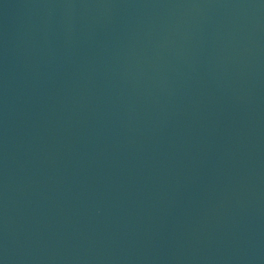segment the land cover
Returning <instances> with one entry per match:
<instances>
[{
	"label": "water",
	"instance_id": "water-1",
	"mask_svg": "<svg viewBox=\"0 0 264 264\" xmlns=\"http://www.w3.org/2000/svg\"><path fill=\"white\" fill-rule=\"evenodd\" d=\"M0 264H264V0H0Z\"/></svg>",
	"mask_w": 264,
	"mask_h": 264
}]
</instances>
